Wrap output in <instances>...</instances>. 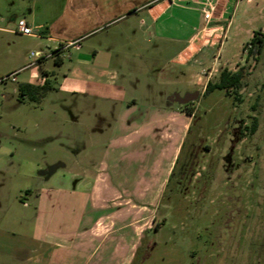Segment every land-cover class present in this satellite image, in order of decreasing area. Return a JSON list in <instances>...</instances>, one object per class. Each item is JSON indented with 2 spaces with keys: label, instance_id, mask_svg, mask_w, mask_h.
<instances>
[{
  "label": "rangeland",
  "instance_id": "obj_1",
  "mask_svg": "<svg viewBox=\"0 0 264 264\" xmlns=\"http://www.w3.org/2000/svg\"><path fill=\"white\" fill-rule=\"evenodd\" d=\"M4 3H0V14H6L8 2ZM231 12L226 35L191 64L174 59L182 42L157 37L144 42L133 37L136 42L131 45L130 39L121 40L120 27L129 26L126 22L87 36L82 52L92 51V46L102 48L104 43L126 48L128 53L133 49L134 53L147 51L146 57L134 56L129 65L135 73L130 71L134 68H127L123 80L122 73L106 72L100 80L104 87L100 97L85 98L59 88L62 74L71 64L70 52L65 53L63 63L58 64L56 56L44 63L52 71L51 84L56 89L41 96L43 99L18 100L19 82L27 79L29 68L18 74L17 81L0 83V170L5 171L0 172V226H29L35 194L26 190H36L39 172H50V164L58 167L57 174L64 175L71 188L78 178L85 177L89 190L100 179L104 196L117 191L122 198L108 200L114 206L121 201L118 209L124 220L138 217L128 211L130 205L124 198L153 212V226L146 227L151 218L148 215L137 227L119 231L130 246L119 249L122 257L126 255L120 264H264V50L258 61L252 58L247 62L254 32L264 33V0H238ZM223 25L227 26V21ZM39 43L51 45L46 39L16 31L0 32V74L23 59L27 65ZM248 63L251 72L241 90L242 102L222 89L203 93L207 79H216L221 69L234 70ZM196 90L201 95L191 104L194 116L187 106L171 102L173 113L164 120L170 130L160 132L157 138L145 131L152 129L153 121L157 122L164 111L152 114L149 121L129 120L126 113H120L125 106L122 101L133 97L141 112L146 106H166L174 92L185 95ZM101 114L107 119L106 126L111 125L102 133L96 131ZM255 116L257 131L242 133ZM177 117H181L179 123L173 124ZM151 121L154 125L149 127ZM126 130L133 132L120 139ZM167 133L170 136L166 137ZM183 142V152L170 169L171 145L178 148ZM109 146L114 153L107 156L104 151ZM197 146L201 149L192 157L189 151ZM104 154L105 166L101 168ZM92 157L98 160L91 163ZM17 218L28 221L22 226ZM100 221L97 233L104 236L112 223ZM224 223L232 227H221Z\"/></svg>",
  "mask_w": 264,
  "mask_h": 264
},
{
  "label": "crops",
  "instance_id": "obj_2",
  "mask_svg": "<svg viewBox=\"0 0 264 264\" xmlns=\"http://www.w3.org/2000/svg\"><path fill=\"white\" fill-rule=\"evenodd\" d=\"M237 1L0 0V3L8 2L7 6L4 3L6 14H0V32L15 33L17 21L20 18H25L35 30L34 34L29 36L46 39L51 43V45L39 43L37 47L40 48L34 50L49 52L60 44L70 43L68 52L71 53V64L62 74L63 78L59 82V88H64L73 94L80 93L85 98L86 96L100 97L103 96L104 90L100 80L106 72H113L119 76L126 72L127 68L133 69L134 67L131 65L135 61L134 56L135 58L138 55L142 56L141 58L146 57L147 51L134 53L133 49L128 53L126 48L125 50L122 47L121 49L119 47L111 48L104 43L102 48L92 46V51L86 49L87 51L82 52V42L87 36L103 31L111 25L126 22L129 26L120 27L119 37L121 40L130 39L131 45L139 38L144 42H151L155 37L167 41L182 42L183 45L174 59L182 64H191L216 46L214 43L218 45L220 39L226 35L232 22L233 12L231 10L234 3L235 6L237 5ZM212 7L211 18L206 19L205 12L211 10ZM225 21H227V26L223 25ZM133 37L137 40L134 41ZM143 50L145 51V49ZM55 56L54 59L58 64L64 62L65 55L63 53L49 58L53 59ZM49 58L42 60L37 66L30 67L27 79L19 83L43 84L47 81L53 88L46 95L55 90L56 88L51 84L50 73L52 71L43 66ZM129 63L132 64L129 65ZM23 66H25L24 59L14 68L5 70L4 73ZM130 71L132 74L135 73V68ZM117 76L113 79H116ZM122 76L123 80L125 76L124 74ZM17 93L19 94V87ZM18 97L22 103L28 102L26 96L20 99L19 94ZM41 99L43 98L41 97ZM169 101L170 98L166 100V106H146L145 110L140 112L137 108L138 100L133 97L125 102L122 101L121 105L125 106L121 107L120 113H126L129 120L148 119L149 121L152 114L155 115L159 110L160 113L164 111L165 114L157 118V122L153 121L156 123L155 125L152 121L150 122L149 127L154 125L152 129L145 131L157 138L160 132H169L168 130H170L168 122L164 123V120L173 113ZM177 115L179 116V113ZM129 116L131 117L129 118ZM181 117H177L178 120L173 124L177 121L179 123ZM100 119L102 122L96 126V131L102 133L111 125L106 126L107 119L103 114ZM128 131L126 130L118 137L120 139L129 137L133 131L131 130V133ZM165 135L166 137L170 136L169 133ZM181 145L182 143L178 148L171 145L173 154L169 162L171 163L170 169L180 154ZM107 149L104 152L109 156L114 149L111 146ZM105 154L99 163L101 168L105 166ZM98 157H92L89 161L93 163L98 160ZM61 164L63 167L65 166L62 161ZM92 165L95 166V164ZM48 167L50 172H39L40 182L37 184L36 190L30 188L26 190L27 193L35 194L34 213L31 218L29 217L30 223L28 224L31 227L17 229L18 227H10L7 224L0 226V264H120L126 255L122 257L119 249L122 245L125 246V249L130 246L126 235L122 236L119 231L124 227H137L140 220L148 215L151 217L153 212H147L144 204L138 208L129 198H124L125 204L130 205L128 211L131 214L133 211L134 215L138 214V217L124 220V214H120L118 209L121 210V201L114 206L108 200L122 198L121 195L115 191L108 197L104 196L102 188L99 186L100 179L94 183V187L90 190L88 189L89 181L84 180L85 177L78 178L71 188L64 175L57 174L58 167L56 165L49 164ZM0 172L5 173L4 170H0ZM55 177L56 184L53 183ZM22 198L24 199V196ZM2 205L3 201L0 197V209ZM100 219H104V222L109 220L112 223L104 236H98L97 233L100 230L97 226L101 222ZM151 220L152 217L148 220L150 223L147 222L149 225L146 227L153 226ZM26 221L28 220L17 218V222L22 226H25L24 222ZM135 231L136 229L133 232ZM130 233L132 234V232ZM108 241V249H106ZM130 260L129 263H131Z\"/></svg>",
  "mask_w": 264,
  "mask_h": 264
},
{
  "label": "trees",
  "instance_id": "obj_3",
  "mask_svg": "<svg viewBox=\"0 0 264 264\" xmlns=\"http://www.w3.org/2000/svg\"><path fill=\"white\" fill-rule=\"evenodd\" d=\"M264 50V33L254 32L253 37L248 43V54L247 62L254 58L256 61L259 60V56L263 53ZM250 64H244L239 66L237 69L231 70L227 67L221 69L216 79H208L204 94L212 92L216 89H222L225 91V94L232 96L238 102H242L243 98L241 97V90L247 84L246 78L251 71H249ZM49 82H44L43 84H33V83H21L19 85V94L20 99H23V96H26L28 100L38 101L41 96L46 94L50 89H52ZM258 105V100L254 103L253 107L256 108ZM189 113L193 115L194 111L191 108H187ZM258 128V119L255 116L254 120L244 126V130L241 129L242 133L254 134ZM191 130V127L189 128ZM178 161V160H176ZM177 163V162H176Z\"/></svg>",
  "mask_w": 264,
  "mask_h": 264
},
{
  "label": "built area",
  "instance_id": "obj_4",
  "mask_svg": "<svg viewBox=\"0 0 264 264\" xmlns=\"http://www.w3.org/2000/svg\"><path fill=\"white\" fill-rule=\"evenodd\" d=\"M212 9H213V7L211 8V10L205 12V18L206 19L211 18ZM15 31L18 33H21L23 35H27V36L33 35L35 32L34 27L32 25H30L25 18H20L17 21ZM69 45H70V43L60 44L54 50L49 51V52L36 51V50L32 51L31 55H30V58L32 60L27 65L20 67L14 71L4 73V74H0V83L6 82L9 80L17 81V79H18L17 76L21 71H23L27 68L33 67V66H37L42 60H44L46 58H49V57L54 56V55H58L60 53H63L64 55H65V53L68 54Z\"/></svg>",
  "mask_w": 264,
  "mask_h": 264
},
{
  "label": "flooded vegetation",
  "instance_id": "obj_5",
  "mask_svg": "<svg viewBox=\"0 0 264 264\" xmlns=\"http://www.w3.org/2000/svg\"><path fill=\"white\" fill-rule=\"evenodd\" d=\"M190 92H193V91H190ZM176 92H174L171 96H170V101L169 102H177L176 100H175V94ZM178 93V92H177ZM180 94V93H179ZM181 95V94H180ZM201 95V94H200ZM200 95H199V97H200ZM183 96V95H182ZM198 97V98H199ZM174 100V101H173ZM195 100H192V101H189V102H187V103H180L181 105H183V106H187V108H191L192 107V103L194 102ZM194 114H195V112L193 113V116H194ZM101 121H102V119H101ZM188 132H189V129H188ZM185 142V141H184ZM184 142L182 143V145H181V151H180V154H179V156H181V154H182V152H183V149H184V147H185V144H184ZM201 148H199V146H197L196 148L195 147H193L190 151H189V154L192 156V157H194V154L196 153V152H198V150H200ZM178 156V157H179ZM224 225H227L228 227H232V225H230V224H228V223H224L223 225H221V227H223ZM236 227V226H235Z\"/></svg>",
  "mask_w": 264,
  "mask_h": 264
},
{
  "label": "water",
  "instance_id": "obj_6",
  "mask_svg": "<svg viewBox=\"0 0 264 264\" xmlns=\"http://www.w3.org/2000/svg\"><path fill=\"white\" fill-rule=\"evenodd\" d=\"M174 95H175V100L178 101L179 103H187L189 101L198 99L200 95V91L196 90L193 92H187L183 96L176 92Z\"/></svg>",
  "mask_w": 264,
  "mask_h": 264
}]
</instances>
